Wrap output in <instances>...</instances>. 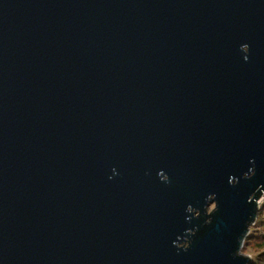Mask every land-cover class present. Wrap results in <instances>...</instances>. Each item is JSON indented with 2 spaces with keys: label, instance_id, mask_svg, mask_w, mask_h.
<instances>
[{
  "label": "water",
  "instance_id": "obj_1",
  "mask_svg": "<svg viewBox=\"0 0 264 264\" xmlns=\"http://www.w3.org/2000/svg\"><path fill=\"white\" fill-rule=\"evenodd\" d=\"M263 198L264 0H0V264H251Z\"/></svg>",
  "mask_w": 264,
  "mask_h": 264
},
{
  "label": "trees",
  "instance_id": "obj_2",
  "mask_svg": "<svg viewBox=\"0 0 264 264\" xmlns=\"http://www.w3.org/2000/svg\"><path fill=\"white\" fill-rule=\"evenodd\" d=\"M263 209L260 210V217ZM259 216L242 249L244 254L251 257V264H264V217L261 219Z\"/></svg>",
  "mask_w": 264,
  "mask_h": 264
},
{
  "label": "rangeland",
  "instance_id": "obj_3",
  "mask_svg": "<svg viewBox=\"0 0 264 264\" xmlns=\"http://www.w3.org/2000/svg\"><path fill=\"white\" fill-rule=\"evenodd\" d=\"M263 206H264V198H263V199L261 200V202H260V206H259V207H260V210L263 209ZM212 207H213V206H210L209 209H211ZM261 216L264 217V209H263V211H262V213H261ZM262 217L259 216V218H261V219H262Z\"/></svg>",
  "mask_w": 264,
  "mask_h": 264
},
{
  "label": "built area",
  "instance_id": "obj_4",
  "mask_svg": "<svg viewBox=\"0 0 264 264\" xmlns=\"http://www.w3.org/2000/svg\"><path fill=\"white\" fill-rule=\"evenodd\" d=\"M259 206H260V204H259Z\"/></svg>",
  "mask_w": 264,
  "mask_h": 264
}]
</instances>
